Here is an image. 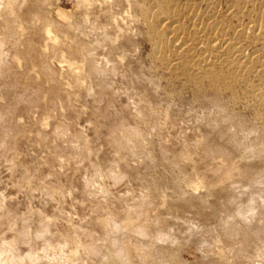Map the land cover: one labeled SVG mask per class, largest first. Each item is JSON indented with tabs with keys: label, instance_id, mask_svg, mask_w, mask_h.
<instances>
[{
	"label": "clouds",
	"instance_id": "clouds-1",
	"mask_svg": "<svg viewBox=\"0 0 264 264\" xmlns=\"http://www.w3.org/2000/svg\"><path fill=\"white\" fill-rule=\"evenodd\" d=\"M32 2L0 0V264H264V121L166 90L146 0Z\"/></svg>",
	"mask_w": 264,
	"mask_h": 264
},
{
	"label": "rangeland",
	"instance_id": "rangeland-1",
	"mask_svg": "<svg viewBox=\"0 0 264 264\" xmlns=\"http://www.w3.org/2000/svg\"><path fill=\"white\" fill-rule=\"evenodd\" d=\"M72 2L74 0H62V4ZM37 8L38 5L33 0L23 15L27 18L28 13ZM149 8L154 11L149 12ZM140 14L143 16L141 26L145 28L146 36L139 41L142 45L141 59L145 65L152 62L153 72L164 80L166 90L173 92L183 103H188L193 96L196 101L207 94L225 96L226 99L231 96L229 103L239 110L242 118L246 121H264V38L261 32L252 29L255 21L264 29V0H146V6L140 10ZM193 15H197L199 20L193 21ZM167 25L181 28L182 34H167ZM199 28L201 34L198 32ZM205 39L217 42L225 40L240 49L247 58L240 60L222 52L219 53L220 57H217V53L203 44ZM172 42L181 45L174 53L166 48L167 44ZM156 44L161 46L155 51ZM22 55L25 56L26 63L18 74L21 83L27 82L31 87L41 88L50 96L59 98L62 95L61 87L44 88L43 80L36 83L28 76L29 67L40 62L37 51L25 48ZM201 57L209 58L208 65L195 64ZM138 70L139 65L133 64V71ZM131 71L132 69H129L130 73ZM257 92L259 102L253 103ZM144 98L149 99L147 92L144 93ZM111 102L119 103V97ZM104 118L112 119L110 114H106ZM173 122L179 121L177 119ZM107 123L110 126L111 122ZM97 136L100 137L99 129ZM107 158L109 156L106 152L102 159ZM148 174L151 173H145ZM158 175L162 183L168 182V176H163L162 171ZM179 207L182 211L188 210L184 205ZM205 219L210 217L205 216ZM185 258L195 260L194 255H186Z\"/></svg>",
	"mask_w": 264,
	"mask_h": 264
},
{
	"label": "bare ground",
	"instance_id": "bare-ground-1",
	"mask_svg": "<svg viewBox=\"0 0 264 264\" xmlns=\"http://www.w3.org/2000/svg\"><path fill=\"white\" fill-rule=\"evenodd\" d=\"M263 3V2H262ZM163 17V16H162ZM160 19H162V18H160ZM192 20L193 21H197V20H199L198 19V16L197 15H193V17H192ZM253 22H254V20H253ZM257 21H255V23H253V26H252V29L256 32V31H259V33L261 32V36H263V38H264V29H262L261 28V26H259V25H257L258 23H256ZM260 22V21H259ZM261 24V23H260ZM166 28H167V31H168V33L167 34H175V35H180V34H182L181 32V28H177L176 26H172V25H167L166 26ZM205 28V27H204ZM201 30V28H199V30H198V32L201 34L202 32L200 31ZM244 30H245V28H244ZM204 31V30H203ZM250 33V32H249ZM165 34V33H164ZM161 35V34H160ZM202 38V37H201ZM205 38V37H204ZM224 39V38H223ZM182 41V40H181ZM185 42V41H184ZM203 42V44L207 47V48H209V49H211L213 52H215V53H217V57H220V55H219V53H221L222 52V54H224V55H228V56H235V57H238L240 60L241 59H245V58H247L246 56H244L243 55V52L240 50V49H238V48H235L234 46H232L230 43H228L227 41H225V40H222V41H220V42H217L216 40H210V39H205V40H203L202 41ZM160 46H161V44L160 45H158V44H156L155 46H154V49H155V51L156 50H158L159 48H160ZM166 48H167V50H169L170 52H176V51H178L180 48H181V45L179 44V43H176V42H172V43H168L167 44V46H166ZM157 53V52H156ZM252 54V53H251ZM248 55V54H247ZM222 57V56H221ZM261 58V57H260ZM209 59V58H208ZM208 59H206V58H203V57H201V58H199L198 60H196L197 61V63H195V64H198V65H208ZM251 58H249V60H250ZM216 60V59H215ZM239 60V61H240ZM243 61V60H242ZM251 61V60H250ZM193 62H195V61H193ZM193 65V64H192ZM205 67V66H204ZM205 70V69H204Z\"/></svg>",
	"mask_w": 264,
	"mask_h": 264
}]
</instances>
